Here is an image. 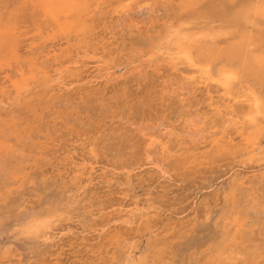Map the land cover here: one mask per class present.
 Segmentation results:
<instances>
[{
	"label": "rangeland",
	"instance_id": "1",
	"mask_svg": "<svg viewBox=\"0 0 264 264\" xmlns=\"http://www.w3.org/2000/svg\"><path fill=\"white\" fill-rule=\"evenodd\" d=\"M81 1L76 18L56 22L31 0H0V24L10 23L15 37V51L0 59V264H264V88L241 80L226 94L201 67L173 60L174 36L166 37L172 29L184 42L241 41L264 59V0ZM127 6L136 22L116 26ZM136 43L147 45L138 53ZM182 78L190 91L178 90ZM14 81L28 90L17 95ZM249 89L262 101L255 128L243 115ZM45 217L51 228L31 227ZM239 226L242 235L221 255L217 245Z\"/></svg>",
	"mask_w": 264,
	"mask_h": 264
},
{
	"label": "bare ground",
	"instance_id": "2",
	"mask_svg": "<svg viewBox=\"0 0 264 264\" xmlns=\"http://www.w3.org/2000/svg\"><path fill=\"white\" fill-rule=\"evenodd\" d=\"M15 1V0H14ZM122 1V0H121ZM135 1L136 0H134V3H135ZM143 1V0H142ZM166 1V0H165ZM168 1V0H167ZM192 1V0H191ZM17 2V1H16ZM31 2L33 3V5L35 6V7H40L41 8V10H43L46 14H48L49 16H51L52 18H53V20H55L56 22H59V19L58 18H76L82 11H84V9L86 8V5L83 3V1H81V0H31ZM144 2V1H143ZM148 2V1H147ZM1 3H2V1H1ZM4 3V2H3ZM15 3V2H14ZM139 3H140V1H139ZM162 3H163V1H162ZM170 3V2H169ZM6 4H7V2H6ZM15 4H17V3H15ZM28 4V3H27ZM94 4V3H93ZM258 4V3H257ZM98 5V4H97ZM115 5V4H114ZM154 5V4H153ZM152 5V6H153ZM163 5V4H162ZM165 5V4H164ZM169 5V4H168ZM167 5V6H168ZM194 6H195V4H193ZM29 6V5H28ZM88 6V5H87ZM130 6H131V4H130ZM149 6V5H148ZM175 6V5H174ZM13 7V6H12ZM125 7V6H124ZM127 7H129V6H127ZM150 7V6H149ZM169 7V6H168ZM33 8V7H32ZM92 8V7H91ZM94 8V7H93ZM146 8V7H145ZM148 8V7H147ZM146 8V9H147ZM167 8V7H166ZM183 8H184V6H183ZM188 8H189V6H188ZM258 8V7H257ZM90 9V8H89ZM97 9V8H96ZM140 9V8H139ZM148 9H152V7H150V8H148ZM156 9V8H155ZM160 9V8H159ZM259 9V8H258ZM257 9V10H258ZM13 10V9H12ZM137 10V9H136ZM154 10V9H153ZM162 10V9H161ZM178 10V9H177ZM87 11V10H86ZM131 11L132 10H130V7L129 8H126V9H123V10H121L117 15L119 16V18L117 17V19H115V20H117V21H115V23H117L116 24V26L117 25H120L121 23H124V24H130V23H132V21H133V18H134V22H136L135 21V14H133V18H132V13H131ZM150 11V10H149ZM159 11V10H158ZM170 11H171V9H170ZM260 14H263L264 15V7H261L260 8ZM144 13L146 12L145 10L143 11ZM154 12V11H153ZM166 12V11H165ZM164 12V13H165ZM92 13H93V11H92ZM135 13V12H134ZM163 13V14H164ZM167 13V12H166ZM147 14V13H146ZM82 15V14H81ZM94 15V14H93ZM173 15V14H172ZM147 15H145V18H147L146 17ZM168 16V15H167ZM166 16V17H167ZM143 17H144V15H143ZM261 17V16H260ZM82 18V17H81ZM149 18V17H148ZM168 18H169V16H168ZM85 19V18H84ZM137 19V18H136ZM176 19V18H175ZM1 20V19H0ZM39 20V19H38ZM51 20V19H50ZM80 20H82V19H80ZM138 20V19H137ZM142 21H143V19H142ZM142 21H138V22H142ZM25 22V21H24ZM3 23H5V22H2L1 24H0V59H2L3 57H5V56H7V55H9L10 53H12L13 51H15V49H14V47H15V41H14V39H15V37H14V34L12 33V30H11V24L10 23H7V24H3ZM35 23V22H34ZM55 23V22H54ZM69 23V22H68ZM144 23V22H143ZM142 23V24H143ZM255 23V22H254ZM135 24V23H134ZM139 23H137V25H138ZM141 24V25H142ZM72 25V24H71ZM125 25V26H126ZM164 25H165V23H164ZM42 26V25H41ZM132 26H133V24H132ZM172 26V25H171ZM174 26V25H173ZM72 27V26H71ZM123 27V26H122ZM129 27V26H128ZM137 27V26H136ZM139 27H140V24H139ZM62 30H64V27H60ZM130 28H131V26H130ZM152 28V27H151ZM151 28H150V30H151ZM171 28V27H170ZM39 29H41V28H39ZM66 29V28H65ZM141 29V28H140ZM143 29H145V28H143ZM164 29H166V28H164ZM181 29V28H180ZM122 30H124L123 32L125 33V32H127V31H129L127 28L125 29V27H124V29H122ZM126 30V31H125ZM136 30V29H135ZM155 30V29H154ZM160 30H162V28L160 29ZM195 30V29H194ZM22 31V30H21ZM133 31H134V29H133ZM144 31V30H143ZM153 31V30H152ZM163 31H165V30H163ZM162 31V32H163ZM220 31H221V29H220ZM155 32V31H154ZM225 32V31H224ZM245 32V31H244ZM244 32H242V33H240V34H244ZM258 32V31H257ZM128 33V32H127ZM188 33V32H187ZM190 33H192V32H190ZM79 34H81V33H79ZM123 34V33H122ZM200 34V33H199ZM248 34V33H247ZM246 34V35H247ZM125 35V34H124ZM153 35H154V33H153ZM163 35H165V34H163ZM184 35L185 34H183L182 35V31L181 30H172V29H168L167 31H166V37H172V36H174L173 37V39H170V41L168 42V44L169 43H171V44H175L176 45V50H175V52H173L174 53V55L176 54L177 55V57H174L173 58V60H176V58H177V61L178 60H183L184 62H186L188 65H190V67L191 66H199V68L201 67L202 69H203V75L202 76H204L205 77V79L206 80H212V81H215V82H218V83H220L222 86H223V88L226 90V94H228V95H231V93H232V91H233V89L235 88V85H238V84H240L241 83V80L242 81H246L247 83L248 82H253V83H256L260 88H264V59H263V57H261V56H263V55H261L260 57V59L259 60H255V58H254V54L252 55V53L251 52H248V51H246L244 48H245V43L244 42H241L240 41V43H237L236 45L235 44H233V45H229V44H226V47H218V46H216L215 44L214 45H209V44H206L205 45V43L202 45V44H197V43H193L192 41V39H189V41L188 42H184V41H182V40H184L185 38H187L186 37V35H185V37H184ZM245 35V34H244ZM79 36V35H78ZM151 36V35H150ZM200 36H201V34H200ZM228 36V35H227ZM124 37V36H123ZM131 37V36H130ZM153 37V36H152ZM160 37V36H159ZM162 37V36H161ZM77 38V37H76ZM154 38V37H153ZM243 38V37H242ZM134 39V38H133ZM136 39V38H135ZM152 39V38H151ZM151 39H149V40H151ZM155 39V38H154ZM158 39V38H157ZM166 39V38H165ZM196 39V38H195ZM124 40H125V38H124ZM148 40V41H149ZM156 40V39H155ZM154 40V41H155ZM237 40V39H236ZM236 40H234V42H238V40L236 41ZM144 41V40H143ZM165 41H168V40H165ZM248 41V40H247ZM123 42H125L126 43V41H123ZM146 42V41H145ZM151 42V44L153 45L154 43L152 42V41H150ZM211 42V41H210ZM125 43H122V44H124V46H126L125 45ZM129 44H131L130 42H128ZM203 43V42H202ZM228 43H229V41H228ZM43 44V43H42ZM135 44V43H134ZM143 44V43H142ZM166 44V43H165ZM170 44V45H171ZM230 44H231V41H230ZM128 45V44H127ZM133 45V44H132ZM131 45V46H132ZM147 45V43L145 44V46ZM174 45V46H175ZM228 45V46H227ZM123 46V45H122ZM122 46H121V48H122ZM133 46H135V45H133ZM144 46V44L142 45V47ZM144 46V47H145ZM167 46V45H166ZM258 46V45H257ZM128 47H130V46H128ZM142 47H141V43H136V46L135 47H133L134 48V51L135 52H138V53H141L142 52ZM160 47H162V43H159V44H154L153 45V49H159ZM165 47V46H164ZM173 47V46H172ZM251 48V47H250ZM130 49V48H129ZM247 49H249V48H247ZM131 50V49H130ZM124 51V50H123ZM127 51V50H126ZM133 51V50H132ZM133 51V52H134ZM131 52V51H130ZM153 52V51H152ZM152 52H151V54H152ZM162 52H164V51H162ZM156 53V52H155ZM157 53H159L158 51H157ZM256 53V52H255ZM154 54V53H153ZM160 54H161V52H160ZM126 55V54H125ZM133 55V54H132ZM137 55V54H136ZM148 55V54H147ZM116 56V55H115ZM134 56H135V54H134ZM258 56V55H257ZM87 57V56H86ZM91 57L92 56H90L89 57V59H91ZM159 57H162L161 55H159ZM68 58V57H67ZM88 58V57H87ZM110 58V57H109ZM112 58V57H111ZM117 58V57H116ZM116 58H113L114 60L116 59ZM144 58H146V57H144ZM153 58V57H152ZM151 58V59H152ZM158 58V57H157ZM165 58V57H164ZM38 59V58H37ZM40 59V58H39ZM98 59V58H97ZM100 59V58H99ZM113 59H110V60H112L113 61ZM148 59V58H147ZM146 59V60H147ZM159 59V58H158ZM169 59V58H168ZM59 60V59H58ZM78 60V59H77ZM124 60V59H123ZM139 61H141L140 59H138ZM138 60H136V61H138ZM146 60H144L145 62H147ZM150 60V59H149ZM76 61V60H75ZM99 61V60H98ZM222 62V64H221V66L217 69L216 68V71H213L212 70V66H213V64H215L216 62ZM78 62V61H77ZM105 62V61H104ZM107 62V61H106ZM103 63V64H108V63ZM149 62V61H148ZM180 62V61H179ZM179 62H177V63H179ZM68 63H69V61H64V62H60L59 64H58V67L56 68V70L58 71V70H62L63 68H66L67 67V65H68ZM98 63H100V62H98ZM183 63V62H182ZM74 64V63H73ZM81 64V63H80ZM95 64V63H94ZM96 64H97V62H96ZM102 64V63H101ZM102 64V65H103ZM139 64V63H138ZM219 64V65H220ZM111 65V64H110ZM183 65V64H182ZM76 66H78V65H76ZM86 66V65H85ZM112 66V65H111ZM114 66V65H113ZM116 66V65H115ZM122 66H124V65H122ZM180 66H181V64H180ZM69 67V66H68ZM98 67V66H97ZM110 67V66H109ZM109 67H107V68H109ZM131 67V66H130ZM133 67V66H132ZM142 67V66H141ZM152 67V66H151ZM156 67V66H155ZM214 67V66H213ZM46 68V67H45ZM76 68V67H75ZM78 68V67H77ZM118 68V67H117ZM137 68V67H136ZM88 69V68H87ZM102 69V68H101ZM111 69V68H110ZM115 69V68H114ZM128 69V68H127ZM196 69V68H195ZM194 69V70H195ZM85 70V69H84ZM120 70V69H119ZM122 70H125V69H122ZM161 70V69H160ZM104 71V70H103ZM112 71H114V70H112ZM129 71V70H128ZM138 71V70H137ZM198 71V70H197ZM56 72V71H55ZM82 72H83V70H82ZM95 72V71H94ZM93 72V73H94ZM116 72V71H115ZM158 72H159V70H158ZM157 72V73H158ZM161 73H162V71H160ZM159 72V73H160ZM186 72V71H185ZM189 72H191V71H189ZM196 72V71H195ZM98 73V72H97ZM106 73V72H105ZM110 72H108L107 71V75L109 74ZM117 73V72H116ZM123 73V72H122ZM131 73H132V71H131ZM130 73V74H131ZM174 73V72H173ZM179 73V72H178ZM193 73V72H192ZM74 74H76L75 72H74ZM125 74H127V73H125ZM165 74V73H164ZM193 74H195V73H193ZM49 75V74H48ZM65 75V74H64ZM121 75V74H120ZM123 75V74H122ZM163 75V74H162ZM172 75V74H171ZM174 75V74H173ZM172 75V76H173ZM180 75V74H179ZM178 74L177 75H174L173 77H175V76H178V77H180ZM199 75V74H198ZM109 76V75H108ZM164 76V75H163ZM183 75H181V77H182ZM195 76H196V74H195ZM107 77V76H106ZM177 77V78H178ZM186 77V76H185ZM62 78H63V76H62ZM80 78V77H79ZM91 78H92V76H91ZM101 78V77H100ZM99 78V79H100ZM190 78H191V76H190ZM201 78V77H200ZM74 79V78H73ZM76 79V78H75ZM95 80H96V78H94ZM104 79H105V77H104ZM107 79V78H106ZM174 79V78H173ZM245 79V80H244ZM42 80V79H41ZM71 80V79H70ZM98 80V79H97ZM108 80H110V79H108ZM191 80V79H190ZM189 80V81H190ZM196 81H198V80H196ZM202 81H204V80H202ZM202 81H200L201 83H202ZM39 82V81H38ZM46 82L47 83H49V82H51V78H49V79H46ZM82 82V81H81ZM91 82V81H90ZM33 83V82H32ZM45 83V82H44ZM69 83H70V81H69ZM191 83V82H190ZM208 83V82H207ZM207 83H205V84H207ZM13 84H14V86H15V88H16V92H17V95H20L21 93H24V92H26V90H28V87H29V83L28 82H22V83H19L18 81L16 82V81H14L13 82ZM34 84V83H33ZM72 84V83H71ZM70 84V85H71ZM250 84V83H249ZM37 85V84H36ZM171 85V84H170ZM194 85V84H193ZM208 85V84H207ZM254 85V84H253ZM66 86V85H65ZM69 86V85H68ZM72 86V85H71ZM70 86V87H71ZM172 86V85H171ZM176 86H177V88H178V90L180 91V92H183V91H187V90H189V82L188 81H186L185 80V78H182V79H180L178 82H176ZM211 86H213L212 84H211ZM251 86V85H250ZM32 87V86H31ZM58 87V86H57ZM60 87V86H59ZM175 87V86H174ZM193 87V86H192ZM218 88H219V85L217 86ZM256 86H254V89L256 90V92H257V89L255 88ZM49 88V87H48ZM51 88V87H50ZM94 88V87H93ZM100 88V87H99ZM176 88V87H175ZM241 88V87H240ZM35 89V88H34ZM65 89V88H64ZM67 89V88H66ZM66 89H65V91H66ZM69 89V88H68ZM259 89V88H258ZM30 90V89H29ZM33 90V89H32ZM51 90V89H50ZM60 90V89H59ZM128 90V89H127ZM176 90V89H175ZM264 90V89H263ZM34 91V90H33ZM47 91V90H46ZM63 91V90H62ZM87 91V90H86ZM126 91V90H125ZM177 91V90H176ZM190 91V90H189ZM194 91V90H193ZM218 91H219V89H218ZM236 91V90H235ZM240 91V90H239ZM244 91V90H243ZM243 91L241 92V94L243 93ZM249 91H252L251 89H249ZM60 92V91H59ZM90 92V91H89ZM188 92V91H187ZM186 92V93H187ZM191 92H192V90H191ZM259 92V91H258ZM96 93H98V90L96 91ZM178 94H179V92H177ZM184 93V92H183ZM246 93V92H245ZM252 93V97L251 98H249L248 99V97L246 98L249 102H250V105L248 106L249 107V109H247V111L245 112V113H243V115L246 117V119H247V121L249 120V122H250V124H251V126L253 127V128H255V127H257V126H259V123H258V118H257V115H256V112L257 113H259L260 114V112H261V99H260V97L258 96V94L257 93H255L254 91H252L251 92ZM261 93H263V91H261ZM260 93V94H261ZM8 94V93H7ZM39 94V93H38ZM62 94V93H61ZM181 94V93H180ZM247 94V93H246ZM250 94V93H249ZM259 94V95H260ZM26 95V94H25ZM56 95V94H55ZM184 95V94H183ZM188 95L189 94H186V96L188 97ZM251 95V94H250ZM72 96V95H71ZM74 96V95H73ZM185 96V95H184ZM245 96V95H244ZM13 97V96H12ZM17 97V96H16ZM10 98V97H9ZM87 98H90L89 96L87 97ZM179 98H180V96H179ZM185 98V97H184ZM16 99V98H15ZM183 99V98H182ZM20 100V99H19ZM56 100V99H55ZM90 100V99H89ZM96 100V99H95ZM101 100V99H100ZM100 100H99V102H100ZM191 100V99H190ZM189 100V101H190ZM86 101V100H85ZM103 101V100H102ZM247 101V102H248ZM61 102V101H60ZM59 102V103H60ZM66 102V101H65ZM65 102H63L64 104H65ZM86 102H88V101H86ZM98 102V100H97V103H99ZM105 102V101H104ZM227 101H225V103H226ZM17 104V102H14V104ZM89 103V102H88ZM231 103V102H230ZM1 104V103H0ZM55 104H57V102L55 103ZM54 104V105H55ZM61 104V103H60ZM87 104V103H86ZM100 104H101V102H100ZM99 104V105H100ZM186 104V103H185ZM53 105V104H52ZM69 105V104H68ZM82 105V104H81ZM96 104L94 103V107H96L95 106ZM103 106H104V104H102ZM102 105L100 106V107H102ZM187 105H191V102H190V104H187ZM213 105H216V103L215 104H213ZM248 105V104H247ZM76 106V105H75ZM79 106V105H78ZM50 107V106H49ZM182 107H184V106H182ZM187 107V106H186ZM193 107V106H192ZM191 107V108H192ZM220 107H222L221 105H220ZM225 107V106H224ZM230 107V106H229ZM188 108V107H187ZM190 108V109H191ZM216 108V107H215ZM100 109V108H99ZM189 109V108H188ZM254 109H256V111L254 110ZM50 110V109H49ZM193 110V109H192ZM220 110H221V108H220ZM222 111H223V109H222ZM229 111V110H228ZM185 112H186V108H185ZM224 112V111H223ZM226 112V111H225ZM188 113V112H187ZM231 113V112H230ZM45 114V113H44ZM186 114V113H185ZM191 113H189V115H190ZM46 115V114H45ZM47 115H48V113H47ZM188 115V114H187ZM187 115L185 116V118L187 117ZM15 116H16V114H15ZM44 116V115H43ZM192 116V115H191ZM223 116V115H222ZM262 116V115H261ZM47 117V116H46ZM193 117V116H192ZM218 117V116H217ZM184 118V119H185ZM223 118H224V116H223ZM17 119H19L18 117H17ZM47 119V118H46ZM184 119H183V121H184ZM187 119V118H186ZM189 119V118H188ZM221 119H222V117H221ZM226 120H227V117L225 118ZM231 120V119H230ZM186 121V120H185ZM201 119L200 118H198V116L196 117V118H191V122H192V124H190V125H193V126H197L199 123H201ZM232 121V120H231ZM264 121V120H263ZM8 122H10V121H8ZM246 122V121H245ZM11 123V122H10ZM188 123H190V122H188ZM233 123H235V122H233ZM242 123V122H241ZM263 123V122H262ZM20 123H18V125H19ZM44 124V126H45V122L43 123L42 122V125ZM205 124V123H204ZM243 124V123H242ZM174 125V124H173ZM17 126V125H16ZM39 127V126H38ZM37 127V128H38ZM175 127H177V126H175ZM198 127V126H197ZM246 127V126H245ZM43 128V127H42ZM42 128H40V129H42ZM168 128V127H167ZM164 129V128H163ZM174 130V129H173ZM176 130V129H175ZM257 130V129H256ZM161 131V130H160ZM177 131H178V129H177ZM39 132H41V130H39ZM163 132H164V130H163ZM165 132H167L166 130H165ZM176 132V131H175ZM16 133V132H15ZM33 133H35V132H33ZM148 133V132H147ZM153 133V132H152ZM152 133H150V135L152 134ZM155 133V132H154ZM187 133V132H186ZM254 133V132H253ZM164 134H166V133H164ZM114 135V134H113ZM243 135V134H242ZM15 137V136H14ZM20 137V136H19ZM28 137V136H27ZM30 137V136H29ZM258 137V136H257ZM257 137H256V139H257ZM32 138V137H31ZM122 138V137H121ZM13 139V138H12ZM11 139V140H12ZM16 139V138H15ZM20 139V138H19ZM27 139H29V138H27ZM107 139V138H106ZM111 139V138H110ZM183 139H185V138H183ZM259 139V138H258ZM30 140V139H29ZM28 140V141H29ZM116 140V139H115ZM107 141H108V139H107ZM249 141H251V139H249ZM22 143V142H21ZM146 143V142H145ZM252 144H253V142H252ZM16 145V144H15ZM24 145H25V143H24ZM246 145V144H245ZM251 145V144H250ZM30 146V145H29ZM148 146V145H147ZM147 146H146V148H147ZM253 146H254V144H253ZM259 146L260 145H258V147H256V148H259ZM120 147V146H119ZM252 147H250V149H251ZM15 149V148H14ZM106 149V148H105ZM108 149V148H107ZM118 149V148H117ZM245 149H246V147H245ZM249 149V150H250ZM144 150V149H143ZM146 150V149H145ZM248 150V149H247ZM248 150V151H249ZM260 150V149H259ZM11 150H9V152H10ZM15 151V150H14ZM16 151H17V149H16ZM20 151V150H19ZM119 151H120V149H119ZM243 151H246V150H243ZM18 152V151H17ZM16 152V153H17ZM21 152V151H20ZM148 151H145V155H146V153H147ZM250 152H252V150L250 151ZM249 152V153H250ZM115 153V152H114ZM118 153V152H117ZM143 153V152H142ZM155 153V152H154ZM160 153V152H159ZM11 154V153H10ZM18 154V153H17ZM21 154H25V152H21ZM21 154L19 155V157L21 156ZM240 154H241V152H240ZM240 154H239V156H240ZM26 155H28V153L26 154ZM96 155V154H95ZM117 155V154H116ZM118 155H119V153H118ZM155 155V154H154ZM246 155V154H245ZM250 155V154H249ZM6 156V155H5ZM32 156V155H31ZM238 156V155H237ZM18 157V158H19ZM29 157V156H28ZM28 157H26V158H28ZM32 157H34V156H32ZM113 157V156H112ZM111 156H110V158H112ZM145 157V156H144ZM24 158H25V156H24ZM23 158V159H24ZM30 158V157H29ZM108 158V157H107ZM116 158V157H115ZM115 158H114V160H115ZM120 158V157H119ZM146 158H147V160L148 161H150V160H152V155L151 154H147V156H146ZM22 159V158H21ZM22 159V160H23ZM141 159V158H140ZM145 159V158H144ZM159 159H160V157H159ZM2 160H3V158H2ZM16 162H19L20 163V161H17L18 159H14ZM32 160V159H31ZM4 161V160H3ZM26 161H27V159H26ZM26 161H24V162H26ZM143 161H145V160H143ZM147 161V162H148ZM243 161V160H242ZM27 162H29V161H27ZM91 162H93V161H91ZM109 162V161H108ZM128 162V161H127ZM141 162V161H140ZM5 163V162H4ZM12 163V162H11ZM105 163V162H104ZM114 163H115V161H114ZM149 163V162H148ZM243 163H245V162H243ZM15 164V163H14ZM90 164V163H89ZM95 164V163H94ZM94 164H93V166H94ZM137 164V163H136ZM150 164V163H149ZM152 164V163H151ZM24 165V164H23ZM90 165H92V164H90ZM89 165V166H90ZM96 165V164H95ZM104 166H105V164H103ZM138 165H139V163H138ZM246 165V164H245ZM260 165H262V164H260ZM17 166H19V164H17ZM16 166V167H17ZM97 166V165H96ZM127 166V165H126ZM126 166H124L125 168H126ZM131 166V165H130ZM145 166H148V165H145ZM157 166V165H156ZM163 166V165H162ZM4 166L2 165V168H3ZM10 167V166H9ZM22 167V166H21ZM108 167V166H107ZM143 167V166H142ZM151 167V166H150ZM11 168V167H10ZM18 168V167H17ZM93 168V167H92ZM94 168H96V167H94ZM108 168H111V166L110 167H108ZM108 168H106V170L108 169ZM132 169H133V167H131ZM6 170H8L7 169V167L5 168ZM22 169V168H21ZM112 169V168H111ZM114 169V168H113ZM122 169H124V168H121V170ZM136 169V168H135ZM13 170V169H12ZM19 170H20V168H19ZM23 170V169H22ZM90 170V169H89ZM130 170V169H129ZM118 171V170H117ZM159 171H160V168H159ZM8 172V171H7ZM6 171H4V174L5 173H7ZM130 172V171H129ZM133 171H131V173H132ZM161 172V171H160ZM130 173V174H131ZM162 173V172H161ZM3 174V175H4ZM104 174V173H103ZM163 174V173H162ZM161 174V175H162ZM166 174V173H165ZM0 176H2V174L0 175ZM132 176V175H131ZM167 176H169V175H167ZM164 177V176H163ZM7 178V177H6ZM11 179V178H10ZM13 179H15V178H13ZM18 179V178H17ZM1 180H5V179H3V177H2V179ZM9 180V178H7V180H5V181H8ZM16 180V179H15ZM11 181H12V179H11ZM1 183V182H0ZM18 183V182H17ZM16 183V184H17ZM6 185H8V183L6 184ZM10 185V184H9ZM260 185V184H259ZM12 186V185H11ZM230 186V185H229ZM232 186V185H231ZM230 188V187H229ZM246 189V188H245ZM244 189V190H245ZM1 190V189H0ZM2 190H5V189H2ZM237 190V189H236ZM244 190H243V192H244ZM238 191H239V189H238ZM246 191H248V190H245V192ZM241 192V191H240ZM242 192V193H243ZM263 193V195H264V192H262ZM238 195V194H237ZM236 195V196H237ZM245 195V194H244ZM242 197H243V195H241ZM245 197V196H244ZM243 197V198H244ZM241 197H239L238 198V200L240 199ZM242 198V199H243ZM256 198V197H255ZM242 199L240 200V202H238V204L239 203H243V205H245V203L243 202L244 200H246V198H244V200L242 201ZM252 199H253V197H252ZM252 199L250 200V201H252ZM242 201V202H241ZM249 201V202H250ZM138 203V202H137ZM246 204H248L247 202H246ZM251 204V203H250ZM135 206H137L136 204H135ZM238 206V205H237ZM240 206V205H239ZM251 206V205H250ZM249 207V206H248ZM247 207V208H248ZM136 208H138V207H136ZM135 208V209H136ZM139 209V208H138ZM245 210H246V208H245ZM245 210H244V212H245ZM249 210H254V209H252V208H250ZM135 211V210H134ZM131 212H133V210L131 211ZM207 212H208V210H207ZM242 212V211H241ZM250 212V211H249ZM248 212V213H249ZM258 212V211H257ZM136 213V212H135ZM223 213V212H222ZM247 213V212H246ZM246 213H244L245 215H246ZM262 213V212H261ZM132 214V213H131ZM231 214H232V212H231ZM255 214H256V212H255ZM255 214H252V212H251V215H254L255 216ZM258 214V213H257ZM128 215V214H127ZM245 215H244V217H245ZM251 215H250V217H251ZM262 215V214H261ZM222 216V215H221ZM221 216H219V217H221ZM243 216V215H242ZM258 216H260V213H259V215ZM223 217V216H222ZM243 217V218H244ZM255 217H257V216H255ZM264 217V216H263ZM261 218H262V216H261ZM260 218V219H261ZM218 219V218H217ZM248 219V218H247ZM256 220H258L257 218H255ZM241 220H243V219H241ZM251 220V221H250ZM249 221L252 223V220H254V218H252V219H250ZM220 221V220H219ZM108 223V222H107ZM227 224H228V222H226ZM245 223H246V225H250L251 223H248L247 224V222L245 221ZM217 224H219L218 222H217ZM223 226V225H222ZM228 226V225H227ZM235 226H236V224H235ZM243 226V225H242ZM32 228H34V229H37V230H40V229H42V228H45V229H48V228H51V226H50V224H49V222H48V220L46 219V217L45 218H43V219H38V220H36V222L31 226ZM226 227V226H225ZM255 227V226H254ZM264 227V226H263ZM263 227H262V229H263ZM53 228V227H52ZM87 228V227H86ZM241 228L242 227H240L239 226V228L238 229H236V231H235V234L234 235H232L231 236V238L229 237V240L231 241L230 243H228L227 242V239L228 238H225V240L224 241H222L221 243H219L217 246V250H218V252L221 254V255H224L227 251H228V249H229V247H231V245H232V243H235V239L239 236V235H242V233H241ZM79 229V228H78ZM102 229V228H101ZM85 230V229H84ZM87 230V229H86ZM90 231H91V229H89ZM92 230H94V229H92ZM96 230V229H95ZM99 230V229H98ZM261 230V229H260ZM101 231V230H100ZM227 230H225V232H226ZM232 231H233V229H232ZM52 232V231H51ZM53 232H54V229H53ZM248 233V232H247ZM263 233V232H262ZM261 233V234H262ZM51 235V234H50ZM248 235H250V233L248 234ZM45 236V235H44ZM47 236L48 235H46V238H47ZM223 236H221V238H222ZM52 238V237H51ZM152 241V240H151ZM211 243H212V241H211ZM154 244H155V242H154ZM210 245V244H209ZM252 245V244H251ZM246 246V245H245ZM255 246V245H254ZM249 247V246H248ZM250 247H252V246H250ZM153 248H155V246L153 247ZM244 248V247H243ZM253 249V248H252ZM158 251V250H157ZM248 251V250H247ZM251 251V250H250ZM204 252H206V251H204ZM246 252V251H245ZM232 253V252H231ZM206 254V253H205ZM204 254V255H205ZM234 254V253H233ZM216 255V254H215ZM230 255H232V254H230ZM260 256V255H259ZM213 257V256H212ZM130 258V257H129ZM259 258V257H258ZM200 259V258H199ZM260 259V258H259ZM129 260V259H128ZM213 260V259H212ZM211 260V261H212ZM200 261V260H199ZM209 261V260H208ZM207 262V261H206ZM199 263H201V261L199 262ZM135 264H137V263H135ZM139 264V263H138ZM142 264V263H141Z\"/></svg>",
	"mask_w": 264,
	"mask_h": 264
}]
</instances>
